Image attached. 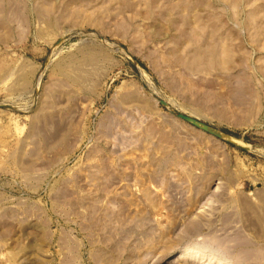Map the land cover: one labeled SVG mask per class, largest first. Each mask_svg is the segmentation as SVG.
Here are the masks:
<instances>
[{
	"label": "rangeland",
	"instance_id": "rangeland-1",
	"mask_svg": "<svg viewBox=\"0 0 264 264\" xmlns=\"http://www.w3.org/2000/svg\"><path fill=\"white\" fill-rule=\"evenodd\" d=\"M0 264H264V0H0Z\"/></svg>",
	"mask_w": 264,
	"mask_h": 264
},
{
	"label": "bare ground",
	"instance_id": "bare-ground-1",
	"mask_svg": "<svg viewBox=\"0 0 264 264\" xmlns=\"http://www.w3.org/2000/svg\"><path fill=\"white\" fill-rule=\"evenodd\" d=\"M207 128H210V127H207ZM210 129H212V128H210ZM212 130H214V129H212ZM244 238V237H243ZM239 239V238H238ZM241 239V238H240ZM239 241V240H238ZM242 241V240H241ZM244 242V241H243ZM239 244V243H238ZM252 249V248H251ZM188 250H189V247L188 246H184L183 248H182V250H181V254L182 253H188ZM238 250V249H237ZM243 250H245V249H243ZM250 250V249H249ZM249 250H247V251H249ZM253 250H255V249H253ZM258 250V249H257ZM262 250V249H261ZM260 250V251H261ZM241 251V250H240ZM246 251V250H245ZM244 252V251H243ZM243 252H242V254H243ZM250 252V251H249ZM238 254H239V252H238ZM256 255H257V253H256ZM258 256V255H257ZM242 257V256H241ZM262 257V256H261ZM243 258V257H242ZM246 258H248V257H246ZM254 258V257H253ZM244 259V258H243ZM258 260V259H257ZM249 263V262H248Z\"/></svg>",
	"mask_w": 264,
	"mask_h": 264
},
{
	"label": "water",
	"instance_id": "water-1",
	"mask_svg": "<svg viewBox=\"0 0 264 264\" xmlns=\"http://www.w3.org/2000/svg\"><path fill=\"white\" fill-rule=\"evenodd\" d=\"M182 118H185V119H187V120H189V121H191V122H194L195 120H193L192 118H190V117H188V116H185V115H183V114H181L180 115ZM195 124H198L197 122H194ZM203 126V125H202ZM203 127H205V128H207V126H203ZM207 129H209V128H207Z\"/></svg>",
	"mask_w": 264,
	"mask_h": 264
}]
</instances>
